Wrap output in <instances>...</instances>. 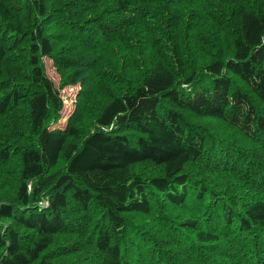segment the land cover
<instances>
[{"label": "trees", "instance_id": "1", "mask_svg": "<svg viewBox=\"0 0 264 264\" xmlns=\"http://www.w3.org/2000/svg\"><path fill=\"white\" fill-rule=\"evenodd\" d=\"M0 264H264V0H0Z\"/></svg>", "mask_w": 264, "mask_h": 264}, {"label": "rangeland", "instance_id": "2", "mask_svg": "<svg viewBox=\"0 0 264 264\" xmlns=\"http://www.w3.org/2000/svg\"><path fill=\"white\" fill-rule=\"evenodd\" d=\"M44 65L46 74L54 82L55 86L59 89L60 95L64 101V110L61 112V117L57 124L53 125V128H65L70 116L73 114L78 95L81 92V85H66L62 86V76L58 72L57 67L54 64V61L50 58H44ZM62 86V87H61Z\"/></svg>", "mask_w": 264, "mask_h": 264}]
</instances>
